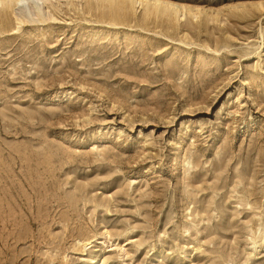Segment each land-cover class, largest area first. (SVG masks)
<instances>
[{
	"label": "rangeland",
	"instance_id": "374dc122",
	"mask_svg": "<svg viewBox=\"0 0 264 264\" xmlns=\"http://www.w3.org/2000/svg\"><path fill=\"white\" fill-rule=\"evenodd\" d=\"M160 1L3 19L0 264H264V0Z\"/></svg>",
	"mask_w": 264,
	"mask_h": 264
},
{
	"label": "bare ground",
	"instance_id": "6f19581e",
	"mask_svg": "<svg viewBox=\"0 0 264 264\" xmlns=\"http://www.w3.org/2000/svg\"><path fill=\"white\" fill-rule=\"evenodd\" d=\"M97 2L98 6L107 7L113 13L116 11L125 13L137 4L145 5V13L148 15L173 16L175 19L185 11L194 15V17H198V14L201 13L198 8H186L185 6L161 2L160 0H97ZM46 4L52 6V0H0V24L4 18L8 17L9 12L15 16L19 24L25 18L40 17L44 19L46 13L44 5ZM91 260V264H97L95 257L91 256Z\"/></svg>",
	"mask_w": 264,
	"mask_h": 264
}]
</instances>
